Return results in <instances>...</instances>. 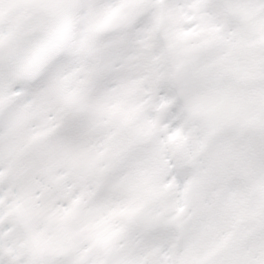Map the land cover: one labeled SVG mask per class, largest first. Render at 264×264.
I'll list each match as a JSON object with an SVG mask.
<instances>
[{"label":"snow or ice","instance_id":"obj_1","mask_svg":"<svg viewBox=\"0 0 264 264\" xmlns=\"http://www.w3.org/2000/svg\"><path fill=\"white\" fill-rule=\"evenodd\" d=\"M0 264H264V0H0Z\"/></svg>","mask_w":264,"mask_h":264}]
</instances>
